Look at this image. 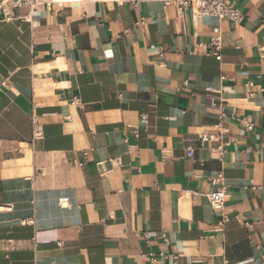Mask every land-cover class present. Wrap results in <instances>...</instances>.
I'll use <instances>...</instances> for the list:
<instances>
[{"label": "crops", "instance_id": "obj_1", "mask_svg": "<svg viewBox=\"0 0 264 264\" xmlns=\"http://www.w3.org/2000/svg\"><path fill=\"white\" fill-rule=\"evenodd\" d=\"M227 3L240 24L154 0L3 8L0 264H264V0ZM221 128L219 158L198 136Z\"/></svg>", "mask_w": 264, "mask_h": 264}, {"label": "built area", "instance_id": "obj_2", "mask_svg": "<svg viewBox=\"0 0 264 264\" xmlns=\"http://www.w3.org/2000/svg\"><path fill=\"white\" fill-rule=\"evenodd\" d=\"M159 2L164 9L168 7H174L178 10H190L191 14L195 17H210L215 18L217 20H230L235 24H240L243 20L242 13L231 7L227 0H154ZM12 3L13 7H26L28 9V15L24 19H31L32 17L37 15V12L41 8H46L50 10L52 8H60L65 5H79L85 3H95V4H108V3H115V4H124L129 3L134 7H137L139 0H0V12H2L3 8L9 3ZM10 16H4V20H11ZM146 18H139V20L135 23V27H142L145 25ZM201 48L205 49H212L210 55L214 56L216 60H220L221 55L220 51L222 49V41L220 37H215L210 40L208 44H200ZM159 57L164 56V51L162 48H157V52ZM2 87H5L3 85ZM73 106H81L82 102L79 98H73L70 102ZM145 121V118H142ZM245 130L250 131L253 127L252 124L242 121ZM32 133L34 137H39L38 132V125L36 121H32ZM135 133V137H136ZM200 142L206 141H214L218 142L219 145L215 149V154L221 158L222 154L224 153V132L221 128L216 133H203L199 136ZM194 154V150L192 148H187L185 150V155L187 158H192ZM223 177L221 174L216 176L212 180V182H217L220 186L214 191L209 193L206 197L208 200V204L212 210L217 212L221 217L222 220L218 225V230L221 231L223 226L228 222L225 214L223 213L224 205H225V194L226 188L221 184ZM59 205L62 208L68 207V199H62L59 201ZM245 226L248 225L247 222L244 223ZM147 243V236H144ZM150 264H157L158 259L154 255L149 256Z\"/></svg>", "mask_w": 264, "mask_h": 264}]
</instances>
